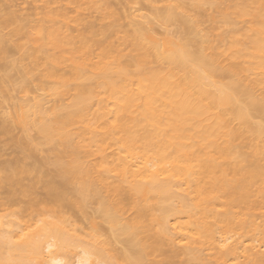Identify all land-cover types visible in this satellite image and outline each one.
Instances as JSON below:
<instances>
[{"label": "rangeland", "instance_id": "rangeland-1", "mask_svg": "<svg viewBox=\"0 0 264 264\" xmlns=\"http://www.w3.org/2000/svg\"><path fill=\"white\" fill-rule=\"evenodd\" d=\"M252 1L0 0V236L9 229L35 233L45 222H54L64 226L75 242L94 244L114 264H125L120 256L130 254L131 240L144 252L145 264H264V186L254 187L252 195L240 203L225 193L204 200L196 190L202 180L167 172L162 180L173 184L180 200L166 202L174 211L162 212L159 206L163 195L138 193L136 184L141 177L124 175L120 170L123 161L134 165L135 170L145 160L157 162L153 156L143 155L140 144L133 154H128L119 144L118 135L106 136L102 143L88 142L81 136L86 127L81 121L67 128L72 138L68 148L61 140L50 142L37 127L42 116L35 106L48 101L43 105L47 112L44 121L50 122L57 116L65 118L74 110L72 103L78 90L92 88L95 96L86 110V122L94 126L101 104H112L103 90L105 80L81 79L65 84L60 76L48 74L58 70L68 78L74 73L75 61L90 65L108 62L116 71L114 79L118 83L130 84L137 90L134 80L129 82L125 74H118L112 57H101L98 46L93 45L89 51L78 49L83 40L110 43L122 49L120 63L129 73L174 68L155 56L146 66L130 62L133 51L125 42L141 31L139 27L152 32L159 41L169 38L180 43L197 39L191 45L193 50L204 47L208 56L220 58L217 67L221 73L210 80L212 92L222 83L242 79L254 98L264 102L263 72L224 71L234 65L251 67L250 59L234 57L227 49L235 37L242 46L250 45L245 33L254 22L250 17L241 18L234 9ZM170 8L195 21L198 35L187 34L181 21L165 24L156 17L157 11ZM51 28L60 29L61 46L52 45L47 39L45 31ZM32 49L37 51V57L28 55ZM54 59L60 62L55 63ZM89 66L86 65L87 71L94 72ZM221 111L231 128H243L244 124L234 118L233 106H225ZM23 112L29 115L26 121L20 120ZM251 123L264 127V119L256 113ZM98 131L97 134L102 133ZM94 135L90 133L89 138L94 139ZM236 144L244 151L251 150L246 142ZM260 145L264 148V142ZM76 161L82 166L80 178L65 189L66 198L76 203L67 205L53 199L49 181L53 175L60 181V165L70 167ZM164 166L172 169L170 163ZM142 210L147 212L139 217ZM107 212L115 216L116 226L106 218ZM158 220L164 224L160 225ZM229 222L234 225L229 226ZM125 224H133L136 230L123 232ZM47 250L39 256L42 261L48 256ZM66 255L69 264H77L81 248L71 246ZM92 260V264H99L98 256Z\"/></svg>", "mask_w": 264, "mask_h": 264}, {"label": "bare ground", "instance_id": "bare-ground-1", "mask_svg": "<svg viewBox=\"0 0 264 264\" xmlns=\"http://www.w3.org/2000/svg\"><path fill=\"white\" fill-rule=\"evenodd\" d=\"M234 11L241 18L250 17L254 23L245 33L250 45L242 46L235 37L227 50L234 57L250 59L251 67L234 65L224 71L236 73L260 70L264 73V0L238 4ZM156 17L161 18L165 24L181 21L187 34L197 36L199 33L198 24L182 16L174 8L166 12L157 11ZM139 29L141 31H137L125 42L133 51L130 62L139 67L146 66L151 57L155 56L157 59L167 60L174 68L167 71L148 69L147 72L139 69L135 73H129L120 63L122 49L110 43L83 40L78 49L89 51L93 45L98 46L101 57L104 60L112 57L117 64L118 74H125L129 82L134 80L137 90H133L130 84L118 83L114 79L116 71L108 62L90 65L89 62L83 64L75 61L74 73L68 78L58 70H52L48 74L51 77L60 76L65 84H69L71 80L88 79L93 82L103 78V90L112 100V104H101L94 118V126H91L86 122V110L95 96L92 88H80L76 101L72 103L74 110L65 118L57 116L50 122L43 119L47 114L43 105L48 101L38 102L35 106L42 116L37 124L40 133L50 142L61 140L68 148L72 138L67 128L70 124L81 121L86 126L81 136L88 142L102 143L106 142L107 137L118 135L119 144L128 154H133L140 144L143 155L153 156L157 162L145 160L135 170L134 165L123 161L120 170L124 175L141 177V181L136 184L138 193L147 195L154 192L163 195L159 208L165 213L174 211L166 202L180 200L173 190V184L162 180V175L167 172L202 180L196 190L204 200L220 193L227 194L235 203L248 199L254 187L264 186V148L260 145L264 142V127L251 123L255 113L264 119V102L254 98L252 90L245 86L242 79L222 83L212 92L210 80L221 73L217 67L220 58L208 56L204 47L193 50L191 45L196 38L180 43L169 38L159 41L152 36V32L151 35L143 27ZM45 33L50 44L61 46L60 29L51 28ZM36 52L32 49L28 55L37 57ZM54 62L59 63L60 60L54 59ZM86 65H90L95 71H87ZM261 83H264V78ZM228 105L233 106L234 118L244 124L243 128L229 126L221 111V108ZM28 116L27 112H23L19 117L21 121H26ZM98 130L102 133L97 134ZM90 133H95L94 139L89 138ZM236 142H246L251 150L244 151ZM167 163L172 166L171 170L164 166ZM155 166L161 167L155 169ZM81 172L82 166L78 161L70 167L61 164L57 173L61 180L57 181L53 175L49 181L48 187L53 199L74 205L75 201L66 198L65 189L70 182L80 178ZM206 182L209 184L206 185ZM146 212L142 210L139 217H143ZM106 218L116 226L117 221L113 214L107 212ZM158 221L160 225L164 224V221ZM228 225L233 226L234 223L229 222ZM121 230L132 233L136 228L133 224H125ZM75 241L64 226L54 222H45L35 233L30 234L5 230L0 236V263L10 264L13 261V264H69L66 250L76 246L81 248L77 264H92L95 255L99 258V264H114L94 244ZM46 249L49 253L47 252V258L42 261L39 256ZM129 251L130 254L120 256L122 263L145 264L144 252L137 248V242L131 240Z\"/></svg>", "mask_w": 264, "mask_h": 264}]
</instances>
